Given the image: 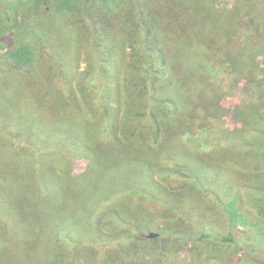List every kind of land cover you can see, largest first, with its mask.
<instances>
[{"label": "trees", "instance_id": "16d2710c", "mask_svg": "<svg viewBox=\"0 0 264 264\" xmlns=\"http://www.w3.org/2000/svg\"><path fill=\"white\" fill-rule=\"evenodd\" d=\"M218 1L0 0V264L264 263V0Z\"/></svg>", "mask_w": 264, "mask_h": 264}, {"label": "rangeland", "instance_id": "374dc122", "mask_svg": "<svg viewBox=\"0 0 264 264\" xmlns=\"http://www.w3.org/2000/svg\"><path fill=\"white\" fill-rule=\"evenodd\" d=\"M223 2H228V3H231L232 0H221L220 2L218 1V3H223ZM47 33L50 35V29H46ZM74 36L71 35V32L69 31V29H67L64 33V29L62 28L61 30L58 28V35L56 36V39H55V42L53 44L54 47H57L58 50L62 51L64 53V59L65 58H69V55H65V53H69L68 49H70L71 47L76 44V41L74 42ZM71 46V47H70ZM3 52L0 51V54ZM79 63H78V66L79 68H83L85 63L83 61L84 57L82 56V52L79 53ZM5 80L7 79V77L4 78ZM246 100V95H245V91L243 90V87H242V84L240 83L234 90L233 92L228 96L226 97V99L223 101L224 104L227 106L228 108V113L226 114V116L224 117V120L223 122L225 123V127L226 128H233L235 125H236V119H235V114L237 112V110L239 109V106ZM3 143V138L0 137V143ZM1 146L2 144H0V159H3V160H6L7 157L5 156V152L4 151H1ZM243 146L245 147V157L247 158V155L249 153V150L247 148V146L243 143ZM213 156L216 157V159L218 158H222V159H226L224 158L225 157V152L224 150H220V149H217L215 151V154H213ZM228 159L233 156L234 158L233 159H236L237 156L235 155V149L233 148L228 154ZM218 162H222L223 164H226L227 163V160H224V161H221V160H217ZM248 162V160H247ZM87 165V160L86 159H73V163H72V171H71V174L72 175H75L77 174L78 172H80L85 166ZM226 166V165H225ZM237 169V167H235ZM234 169V168H233ZM240 170V168H238ZM228 173V172H227ZM138 178V177H136ZM147 179L149 177H146ZM100 180L102 183L104 181V176L100 173V172H95V174H92L91 176H88V180L85 184H82V186H77L78 188V192H80V195H79V198L82 197V195L84 194H89V193H92L94 192V189H93V186L92 185H95L96 182L95 180ZM94 180V181H93ZM135 180V179H134ZM133 180V181H134ZM132 182L131 180V177H130V183ZM235 182V179H231V184H233ZM129 183V184H130ZM91 184V185H90ZM123 186H119L118 188L119 189H123L122 188ZM243 191L241 189L240 191V194H241V207L243 206V203L245 204V206H247L248 210H250L252 213H255V214H259L261 215V213L263 214L264 216V201L261 200V201H256V199L254 198H251L250 197L248 198V200L251 202L250 204H246L245 202V198L243 196ZM238 199V198H237ZM230 202V201H229ZM253 202V203H252ZM254 202L255 205H254ZM71 203V202H70ZM236 206H235V203L233 204V201L230 202V209L231 211L234 212V215L237 214V208L240 209L238 206V201H236ZM248 203V202H247ZM205 202L204 203H201L202 207L204 206ZM259 204H262V207H260ZM71 211V210H70ZM203 211V210H202ZM240 220L235 223V225L238 226V228L240 229H243L241 223H239ZM262 237L264 238V227L261 228V233L258 235V237ZM240 239H243L241 237H239ZM256 240H259L258 238H255ZM154 246L157 248L160 246V243L155 240L154 242ZM233 254V252H232ZM240 261H238L236 264H264V263H261V261H257L255 259V257L252 256V254H244L243 256H241V258H239ZM3 264H19L18 263V260L15 259V257L13 255L11 256H6V258H4V261H3ZM21 264V263H20Z\"/></svg>", "mask_w": 264, "mask_h": 264}]
</instances>
